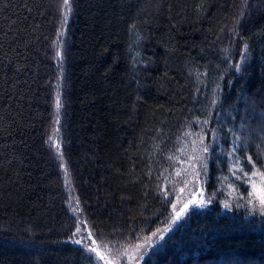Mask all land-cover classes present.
I'll list each match as a JSON object with an SVG mask.
<instances>
[{
  "label": "trees",
  "instance_id": "trees-1",
  "mask_svg": "<svg viewBox=\"0 0 264 264\" xmlns=\"http://www.w3.org/2000/svg\"><path fill=\"white\" fill-rule=\"evenodd\" d=\"M202 135L215 202L142 264H264V0H0V264H99L69 188L111 252L141 242Z\"/></svg>",
  "mask_w": 264,
  "mask_h": 264
},
{
  "label": "rangeland",
  "instance_id": "rangeland-1",
  "mask_svg": "<svg viewBox=\"0 0 264 264\" xmlns=\"http://www.w3.org/2000/svg\"><path fill=\"white\" fill-rule=\"evenodd\" d=\"M59 97H61V94ZM56 129H59V131H55L52 136V141L57 153L60 157H62L63 138L59 123L57 124ZM214 141V137L206 135L199 136L195 139L194 145L188 157L187 166L182 171L183 181L177 188L173 203L176 207L173 209V215L171 216L169 222L155 231L154 233H156V235H153L152 233L141 242L128 246L120 254L111 252L107 246L101 244L96 239L95 234L83 216L78 198L73 194L72 189L69 188L70 209L77 222L76 230L77 228L80 229L79 232H75L73 240L80 241V243L77 244L81 245L84 249L85 246L88 248H96V253L89 254L92 255L99 264H142L150 251L159 246L166 239L169 233L191 212L195 210L209 209L212 204H214L215 200L207 192V182L209 178V145L213 144ZM205 147L208 149L207 152L203 150ZM233 176L239 179V176L236 173H233ZM251 183L252 186L249 196L252 197L250 204L255 211H264V206L260 203L261 196H264V188H262L257 178L254 176L251 177ZM189 201H195V204H190ZM200 201L205 202L204 207L197 206ZM185 204H188L187 211H185L184 215L181 216L179 220H176V214L181 211ZM226 208L230 210L229 206ZM72 209H76V211L73 212ZM161 237H163V239H161ZM101 256L103 259L100 258Z\"/></svg>",
  "mask_w": 264,
  "mask_h": 264
},
{
  "label": "snow or ice",
  "instance_id": "snow-or-ice-1",
  "mask_svg": "<svg viewBox=\"0 0 264 264\" xmlns=\"http://www.w3.org/2000/svg\"><path fill=\"white\" fill-rule=\"evenodd\" d=\"M64 2H65V5H67V0H64ZM65 19H66V14H65ZM61 107H62V105H61L60 97H59V94H57V97H56V100H55V109H56L57 119H56L55 123H59L58 115H59V110H60ZM207 122H208L207 120L204 121V123H207ZM56 131L58 132L59 129H56ZM57 147H58V145H57ZM203 150L205 152H207L208 149H207V147H205ZM246 159H248L249 162L251 161L250 157H248ZM244 175L246 176L247 173H244ZM262 175H264V174H262ZM189 203L190 204H195V201H189ZM260 203H261L262 206H264V196H261ZM197 206L198 207H204L205 206V202L204 201H200ZM175 207H176V205L174 204L173 205V209H175ZM225 207H228V205H225ZM187 209H188V204H185L184 207L181 209V211L176 214V220H179L181 218V216L184 215L185 211H187ZM72 211L75 212L76 209H72ZM76 231L79 232L80 229L77 228ZM153 235H156V233H153ZM161 239H163V237H161ZM75 242L76 243H80V241H75ZM84 250L86 251V253H96L97 252L96 248H88L87 246H85ZM88 258L91 259V255H89ZM100 258L103 259L102 256Z\"/></svg>",
  "mask_w": 264,
  "mask_h": 264
}]
</instances>
